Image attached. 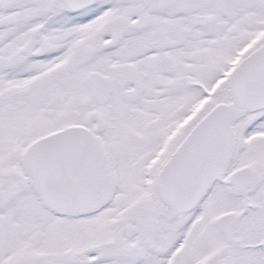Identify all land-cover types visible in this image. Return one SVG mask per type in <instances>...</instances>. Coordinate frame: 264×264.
I'll list each match as a JSON object with an SVG mask.
<instances>
[{
    "label": "snow or ice",
    "instance_id": "obj_1",
    "mask_svg": "<svg viewBox=\"0 0 264 264\" xmlns=\"http://www.w3.org/2000/svg\"><path fill=\"white\" fill-rule=\"evenodd\" d=\"M0 264H264V0H0Z\"/></svg>",
    "mask_w": 264,
    "mask_h": 264
}]
</instances>
